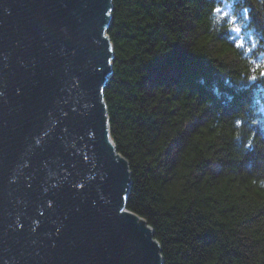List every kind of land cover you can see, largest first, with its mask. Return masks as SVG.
Wrapping results in <instances>:
<instances>
[{
  "label": "trees",
  "instance_id": "trees-1",
  "mask_svg": "<svg viewBox=\"0 0 264 264\" xmlns=\"http://www.w3.org/2000/svg\"><path fill=\"white\" fill-rule=\"evenodd\" d=\"M113 5L104 101L128 210L164 264H264V0Z\"/></svg>",
  "mask_w": 264,
  "mask_h": 264
},
{
  "label": "water",
  "instance_id": "water-1",
  "mask_svg": "<svg viewBox=\"0 0 264 264\" xmlns=\"http://www.w3.org/2000/svg\"><path fill=\"white\" fill-rule=\"evenodd\" d=\"M112 11L0 0V264H162L109 131Z\"/></svg>",
  "mask_w": 264,
  "mask_h": 264
},
{
  "label": "clouds",
  "instance_id": "clouds-1",
  "mask_svg": "<svg viewBox=\"0 0 264 264\" xmlns=\"http://www.w3.org/2000/svg\"><path fill=\"white\" fill-rule=\"evenodd\" d=\"M259 70H264V62H262V63L260 64V66H259ZM254 114H255V116H256V113H254ZM260 123H261V120L258 119V118H255V120H252V119H248V120H247V126H248L249 128H251V129H252V128L260 127ZM236 127H237V128H240V123H239V122H237ZM236 139H237V140L240 139V136H239L238 134L236 135ZM259 187L262 188V189H264V180H260V181H259Z\"/></svg>",
  "mask_w": 264,
  "mask_h": 264
},
{
  "label": "rangeland",
  "instance_id": "rangeland-1",
  "mask_svg": "<svg viewBox=\"0 0 264 264\" xmlns=\"http://www.w3.org/2000/svg\"><path fill=\"white\" fill-rule=\"evenodd\" d=\"M113 9H114V5H113ZM112 13H113V11H112ZM112 20H113V15H112ZM107 35H108V32H107ZM107 108V107H106ZM107 113H108V111H107ZM109 124H110V121H109ZM115 149H116V151H117V148L115 147ZM118 152V151H117ZM128 162V161H127ZM128 166H129V163H128ZM131 187H132V185H131ZM130 191H131V189H130ZM130 195V194H129ZM129 198V197H128ZM128 202V201H127ZM126 212H128V213H131V214H134V215H136L135 213H133V212H131V211H129L128 210V208H127V205H126ZM138 216V215H137ZM138 217H140V216H138ZM141 219H143V220H145L144 218H142V217H140ZM146 221V220H145ZM146 224H147V222H146ZM147 226H149L148 224H147ZM150 227V226H149ZM151 228V227H150ZM152 229V228H151ZM153 230V229H152ZM153 237H154V235H153ZM154 240H155V238H154ZM157 241V240H156ZM157 243L159 244V242L157 241ZM159 247H160V245H159ZM160 255H161V247H160ZM161 258H162V264H164V260H163V257H162V255H161Z\"/></svg>",
  "mask_w": 264,
  "mask_h": 264
},
{
  "label": "bare ground",
  "instance_id": "bare-ground-1",
  "mask_svg": "<svg viewBox=\"0 0 264 264\" xmlns=\"http://www.w3.org/2000/svg\"><path fill=\"white\" fill-rule=\"evenodd\" d=\"M109 37V36H108ZM110 39V38H109ZM110 128V127H109ZM109 131H110V129H109ZM110 135H111V132H110ZM111 139H112V137H111ZM112 141H113V143H114V145L116 146V144H115V142H114V140L112 139ZM117 152V151H116ZM117 154H119L118 152H117ZM119 155H121V154H119ZM121 157L122 158H124L122 155H121ZM125 159V158H124ZM126 160V159H125ZM129 170H130V166H129ZM130 172H131V170H130ZM131 175H132V172H131ZM132 177V176H131Z\"/></svg>",
  "mask_w": 264,
  "mask_h": 264
},
{
  "label": "snow or ice",
  "instance_id": "snow-or-ice-1",
  "mask_svg": "<svg viewBox=\"0 0 264 264\" xmlns=\"http://www.w3.org/2000/svg\"><path fill=\"white\" fill-rule=\"evenodd\" d=\"M217 11H220V10L217 9ZM240 31H241V29H240ZM240 46H242V44ZM83 186H84L83 184L80 185L81 188H83Z\"/></svg>",
  "mask_w": 264,
  "mask_h": 264
}]
</instances>
